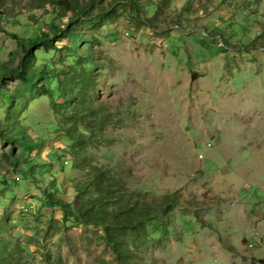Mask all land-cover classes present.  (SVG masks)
I'll return each mask as SVG.
<instances>
[{"label": "rangeland", "instance_id": "1", "mask_svg": "<svg viewBox=\"0 0 264 264\" xmlns=\"http://www.w3.org/2000/svg\"><path fill=\"white\" fill-rule=\"evenodd\" d=\"M49 1L0 0V61L14 49L8 33L58 22L64 12ZM73 1L89 7L91 18L72 24L85 40L77 54L72 41L60 44L66 48L47 54V63L65 71L76 57L92 55L94 102L115 119L97 140L83 136L72 145L52 111L66 107L56 81L52 100L37 95L13 115L30 128L31 150L0 142V161L5 155L17 169L32 167L22 189L0 191V239L22 249L15 261L118 264L100 227L46 206L32 183L47 188L53 174L64 193L58 197L78 203L73 181L82 180L86 165L72 161L75 152L91 165L124 163L128 189L149 199L179 196L160 230L148 227L147 239L128 240L130 264H264V0H134L132 8ZM101 7L116 14L101 21ZM16 83L5 79L4 91ZM76 84L66 91L76 95ZM6 111L0 101L1 123ZM74 124L65 127L84 131Z\"/></svg>", "mask_w": 264, "mask_h": 264}, {"label": "trees", "instance_id": "2", "mask_svg": "<svg viewBox=\"0 0 264 264\" xmlns=\"http://www.w3.org/2000/svg\"><path fill=\"white\" fill-rule=\"evenodd\" d=\"M115 3H126V6L137 7L134 0H113ZM50 5L56 6L64 14H57L58 22L51 23L46 30L39 28L37 31L21 33L15 31L8 33V38L14 45V49L8 53V61H0V101L7 106L6 118L0 122V142L8 145L19 144L26 151L29 148L27 131L30 128L25 125L21 127L22 121L13 119V115L19 116L24 111L27 101H35L37 95L48 96L52 100L51 81H56L58 90L61 93L63 104L66 106L57 109L52 106V111L57 117L63 118L60 130H64L67 139L73 144L79 142V138L86 137L88 141L97 140L102 133L106 123L114 121L112 113L106 106L94 102L92 94L94 82V64L96 59L92 55L76 57L75 61L66 67L65 71H57L53 65L47 63V54L60 52L66 47L60 44L65 41H72L74 52L77 54L76 44L83 41L80 33L75 32L72 24L80 16L91 17L86 12L89 7H79L73 0H50ZM106 12L99 8L98 18L101 21L109 19L108 14H116L115 9ZM156 13V12H155ZM71 14V16H66ZM2 16V13H0ZM66 18V22L62 21ZM18 26L21 24L16 22ZM27 33V35H26ZM41 60V63L39 61ZM13 79L17 83L14 91H4L5 79ZM65 80V82H64ZM81 81L82 86L75 95L68 93L66 89L74 91ZM23 107V110H20ZM18 111V113H16ZM20 112V113H19ZM81 123L84 131L73 133L65 127L72 123ZM25 128V129H22ZM73 162L81 161L86 165L82 180H74L73 188L78 203L65 202L58 196H64L59 189L55 176L51 174L52 181L46 188L41 187L33 178L32 183L42 191L44 204L48 207H58L66 217H73L77 221L100 227L103 232V240L110 249L118 264H130L132 252L126 246L129 239H147V228L160 230L159 220L165 217L168 219L178 204L179 196L176 193L167 194L160 198L149 199L146 193L131 191L128 189L129 169L124 163L108 167L102 164L91 165L87 162L88 157L84 153L70 152ZM0 161V191H10L14 186L20 190L24 186L20 181L28 180L31 175V165L27 168L17 169V161L8 159L2 155ZM86 163V164H85ZM11 165L15 169L9 172ZM7 176V177H6ZM92 190L91 195L86 194ZM22 249L15 245L10 247V242L0 239V264H27L15 261L20 256Z\"/></svg>", "mask_w": 264, "mask_h": 264}]
</instances>
